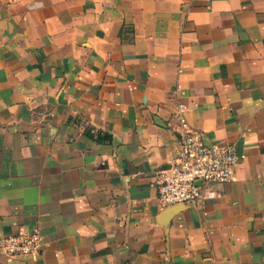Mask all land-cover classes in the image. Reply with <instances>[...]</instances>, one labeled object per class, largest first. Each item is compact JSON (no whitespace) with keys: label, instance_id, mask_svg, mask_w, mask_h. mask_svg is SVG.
Here are the masks:
<instances>
[{"label":"crops","instance_id":"crops-1","mask_svg":"<svg viewBox=\"0 0 264 264\" xmlns=\"http://www.w3.org/2000/svg\"><path fill=\"white\" fill-rule=\"evenodd\" d=\"M233 178L161 208L171 113ZM0 264H264V0H0Z\"/></svg>","mask_w":264,"mask_h":264},{"label":"built area","instance_id":"built-area-1","mask_svg":"<svg viewBox=\"0 0 264 264\" xmlns=\"http://www.w3.org/2000/svg\"><path fill=\"white\" fill-rule=\"evenodd\" d=\"M196 106L197 103H178L171 113L177 134L176 155L167 167L154 174L161 208L202 204L206 199L205 186L231 181L239 161L234 143H209L201 131L192 128L187 114ZM42 244L37 230L20 228L15 233L0 236V253L29 255L37 253Z\"/></svg>","mask_w":264,"mask_h":264},{"label":"water","instance_id":"water-1","mask_svg":"<svg viewBox=\"0 0 264 264\" xmlns=\"http://www.w3.org/2000/svg\"><path fill=\"white\" fill-rule=\"evenodd\" d=\"M197 183H200V182H197ZM175 206H181L180 204H177V205H173V206H169V207H167V209L169 208H173V207H175Z\"/></svg>","mask_w":264,"mask_h":264}]
</instances>
